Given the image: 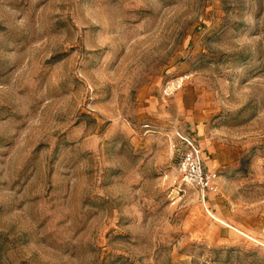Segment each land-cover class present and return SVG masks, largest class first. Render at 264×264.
I'll list each match as a JSON object with an SVG mask.
<instances>
[{
    "label": "rangeland",
    "instance_id": "rangeland-1",
    "mask_svg": "<svg viewBox=\"0 0 264 264\" xmlns=\"http://www.w3.org/2000/svg\"><path fill=\"white\" fill-rule=\"evenodd\" d=\"M0 264H264V0H0Z\"/></svg>",
    "mask_w": 264,
    "mask_h": 264
},
{
    "label": "built area",
    "instance_id": "built-area-1",
    "mask_svg": "<svg viewBox=\"0 0 264 264\" xmlns=\"http://www.w3.org/2000/svg\"><path fill=\"white\" fill-rule=\"evenodd\" d=\"M184 79L180 78L168 84V89L174 92L180 89ZM181 144L177 146L179 163L177 172L187 185L206 192L218 191V174L206 167L202 150L195 137L180 135Z\"/></svg>",
    "mask_w": 264,
    "mask_h": 264
}]
</instances>
